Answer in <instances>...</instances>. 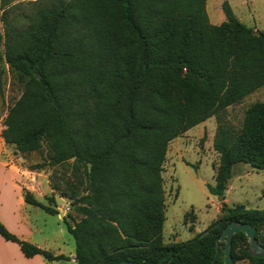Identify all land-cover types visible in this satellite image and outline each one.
<instances>
[{
  "label": "trees",
  "instance_id": "obj_1",
  "mask_svg": "<svg viewBox=\"0 0 264 264\" xmlns=\"http://www.w3.org/2000/svg\"><path fill=\"white\" fill-rule=\"evenodd\" d=\"M0 0L3 61L23 84L7 109L1 137L26 156L46 149L30 169L71 162L76 181L60 198L78 219L63 223L76 264H223L224 228L249 224L264 247V210L222 204L224 215L184 242H163L162 167L170 142L215 117L219 156L211 196L224 197L237 164L264 171V103L244 112L239 130L219 114L264 87V31L242 24L226 2L211 25L206 0ZM84 186L80 192L81 187ZM54 191H59L54 187ZM24 201L57 215L23 190ZM0 237L26 258L61 261L19 240L0 222ZM241 232L232 264L264 263Z\"/></svg>",
  "mask_w": 264,
  "mask_h": 264
},
{
  "label": "rangeland",
  "instance_id": "obj_2",
  "mask_svg": "<svg viewBox=\"0 0 264 264\" xmlns=\"http://www.w3.org/2000/svg\"><path fill=\"white\" fill-rule=\"evenodd\" d=\"M35 0H18L12 5L19 4L20 10L15 14H21L26 2ZM261 1V0H259ZM207 0V4H212ZM210 11V10H209ZM0 11V16H1ZM212 12H210L211 14ZM211 17H214L211 14ZM259 21L246 23L248 27H254L256 31H264V11L258 9ZM212 23L213 20L211 21ZM3 34V26L0 21V35ZM3 47L0 46V54ZM23 84L18 77L11 73L8 66L0 61V108L1 113L7 112L22 93ZM256 102L264 103V87L256 90L245 97L238 104L227 108L219 114L220 122L234 131L240 129L244 112ZM217 127V120L212 117L189 131L182 134L169 143L164 164L162 167L163 189L165 197V222L162 231L163 242H184L190 240L196 234L202 233L212 222L224 215L222 204L228 207L242 205L247 210H264V171L256 170L246 164H237L232 171V177L227 185L223 200L211 196L207 186L214 184L216 168L219 163V156L213 150L212 143ZM46 155L43 147L41 152L26 155V169L35 173L41 170L30 169L42 161ZM71 162L54 169L44 168L48 171L49 186L52 195L60 198L61 191L65 190V180L69 183L76 181ZM57 187L59 191H54ZM84 186L81 187L80 192ZM50 196L46 197L47 200ZM63 199V198H62ZM65 200V199H64ZM67 214L74 220L78 219L70 207L71 202L67 201ZM60 209H63L62 207ZM65 209V207H64ZM45 216V215H42ZM63 218V216H61ZM52 222L60 225L61 242L68 259L60 264H75L71 262L69 253L75 250L74 240L65 230L62 219L58 217H46ZM235 264H264L253 263L245 259H239Z\"/></svg>",
  "mask_w": 264,
  "mask_h": 264
},
{
  "label": "crops",
  "instance_id": "obj_3",
  "mask_svg": "<svg viewBox=\"0 0 264 264\" xmlns=\"http://www.w3.org/2000/svg\"><path fill=\"white\" fill-rule=\"evenodd\" d=\"M212 2L208 5L206 0V13L209 23L215 26L225 21L222 12L224 2L244 25L257 23L260 20L258 9L262 8L264 11V0H212ZM210 12L214 17H211ZM212 20L215 23H212ZM249 28L256 30L253 26ZM5 115L6 113H1L0 108V222L19 240L48 251L53 256L62 255L68 259L61 242L60 225L46 218L56 216L63 222V218L67 215V202L57 196L54 197L53 208L57 210V215H49L39 207L25 203L23 190L29 192L40 204L48 206L46 197L53 193L49 186V173L42 170L35 173L27 171L26 156L16 152L13 146L4 143L1 132L4 129L2 123ZM61 207L63 209H60ZM69 256L71 262L76 264L73 259L75 250L69 253ZM64 261L66 260L49 262L39 255L26 258L17 244L7 242L0 237V264H60Z\"/></svg>",
  "mask_w": 264,
  "mask_h": 264
},
{
  "label": "water",
  "instance_id": "obj_4",
  "mask_svg": "<svg viewBox=\"0 0 264 264\" xmlns=\"http://www.w3.org/2000/svg\"><path fill=\"white\" fill-rule=\"evenodd\" d=\"M218 200H223V197H218ZM243 233L248 241V253L258 259H264V247H262L256 239V230L249 224L232 222L228 224L219 239L220 243L224 244L223 248V264H232L231 257V241L235 234ZM74 259V258H73ZM115 264H137L133 262L122 261Z\"/></svg>",
  "mask_w": 264,
  "mask_h": 264
}]
</instances>
